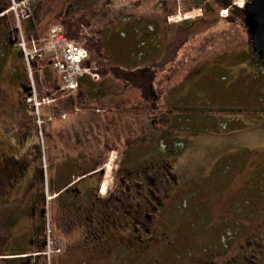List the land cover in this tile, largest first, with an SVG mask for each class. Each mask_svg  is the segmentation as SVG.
Instances as JSON below:
<instances>
[{
	"label": "rangeland",
	"instance_id": "1",
	"mask_svg": "<svg viewBox=\"0 0 264 264\" xmlns=\"http://www.w3.org/2000/svg\"><path fill=\"white\" fill-rule=\"evenodd\" d=\"M202 4V0H39L33 19L21 20L20 25L29 38L46 36L58 21H63L70 37L79 33L76 40L88 47L96 75L90 77L93 86H79L74 99L91 100L101 108L98 94L105 88L106 93L125 94L133 106L141 101L144 111L159 123L164 115L180 117L176 131L183 139L174 143V170L182 185L177 193V230L193 236L194 244L208 241L211 251L222 248L225 257L217 258L216 264H233L236 258L243 260L240 252L264 253V68L247 58L250 46L240 19L219 18L206 27L198 20L201 16L191 17L188 28L177 20L179 6ZM200 10L191 13L196 16ZM139 17L159 24L160 45L128 46V37L118 35ZM80 24L84 26L79 28ZM146 26L148 31L154 27ZM139 49L142 53L134 64L130 51ZM14 57L7 79L0 83V117L16 129L22 118L16 113V121L12 112L21 89L8 77L24 70V65ZM38 80L46 94L57 84L52 72ZM135 136L143 137L136 142L144 144L146 132ZM117 154L109 151L101 165L113 171ZM199 227H206V233L199 234Z\"/></svg>",
	"mask_w": 264,
	"mask_h": 264
},
{
	"label": "flooded vegetation",
	"instance_id": "2",
	"mask_svg": "<svg viewBox=\"0 0 264 264\" xmlns=\"http://www.w3.org/2000/svg\"><path fill=\"white\" fill-rule=\"evenodd\" d=\"M8 2L0 0V13ZM11 24L8 12L0 14V83L13 56L21 59ZM8 79L23 98L24 70ZM103 97L101 108L91 100L52 98L39 113L40 126L26 106L16 129L0 117V264H216L225 257L222 248L211 251L208 241L194 244L177 230L182 185L174 143L183 139L177 117L164 115L159 123L141 101L133 106L125 94ZM135 132H146L144 144ZM113 149L112 181L100 197L87 185L101 179V163ZM240 254L243 260L233 264H264L263 252Z\"/></svg>",
	"mask_w": 264,
	"mask_h": 264
},
{
	"label": "built area",
	"instance_id": "3",
	"mask_svg": "<svg viewBox=\"0 0 264 264\" xmlns=\"http://www.w3.org/2000/svg\"><path fill=\"white\" fill-rule=\"evenodd\" d=\"M32 1L11 0L10 6L16 20L17 45L23 52L29 73H31L32 63L47 60L59 74L63 87L74 89L77 86V78L84 72H89L85 66L89 59L88 53L84 47L66 36L61 24L52 26L47 35L42 38L27 39L21 31L19 21L29 16V5ZM243 1L237 0L236 3L242 5ZM28 47L32 49V52L26 50ZM27 100L32 102L35 110L38 111L42 101L37 98L32 81L31 94Z\"/></svg>",
	"mask_w": 264,
	"mask_h": 264
},
{
	"label": "trees",
	"instance_id": "4",
	"mask_svg": "<svg viewBox=\"0 0 264 264\" xmlns=\"http://www.w3.org/2000/svg\"><path fill=\"white\" fill-rule=\"evenodd\" d=\"M204 2V4H202V7H200V5H194V6H185V7H182V6H179V10L182 12V13H185V12H188V11H191L192 9L194 8H201L202 10V15L201 17L198 19L199 21H204L206 22V27L209 25H214L216 23V21L219 19L218 17V11L220 9H223V8H228V12H229V16L230 17H235V18H238L242 21L243 19V13L240 9L236 8V7H233L231 5L232 3V0H202ZM35 12V10H33ZM166 20V18L163 19V22ZM153 24V28L152 30H149L147 31V29H143V26L142 25H145L146 28H148L146 25L147 24ZM184 27H189V21L188 20H184L182 21L181 23ZM159 24L154 21H152V19L149 17V18H142L139 17L137 19H134L133 21H131V24H128V28L126 29L127 32H125V34L123 33V35L126 36L129 35V38L131 39V42L134 46H137L139 47L140 44L142 43L143 45L144 44H150L148 42L150 41H153L155 38H157L159 35L157 33V28L159 27L158 26ZM247 39H248V36H247ZM247 45H249L248 43V40L246 42ZM249 52H248V57L251 59L252 62H254L255 64H258L260 66H262L264 68V64L260 62L259 58L257 56H255L251 49H248ZM141 50L139 49V51L137 53L135 52H132L130 51V54L131 56H134L135 59L132 61L134 64L137 63V57L139 54H141ZM46 73H44L45 75ZM37 77V75H35ZM87 85H91V81L90 80H87L85 82ZM37 91L39 94H42V86L41 84L39 83V81L37 82ZM86 87V86H85ZM106 89H101V94L105 93ZM26 105V102H25V99L24 97L22 99H18L15 103V106H14V111L17 113V114H21L24 112V108H25Z\"/></svg>",
	"mask_w": 264,
	"mask_h": 264
},
{
	"label": "water",
	"instance_id": "5",
	"mask_svg": "<svg viewBox=\"0 0 264 264\" xmlns=\"http://www.w3.org/2000/svg\"><path fill=\"white\" fill-rule=\"evenodd\" d=\"M243 15L252 51L264 63V0H249Z\"/></svg>",
	"mask_w": 264,
	"mask_h": 264
},
{
	"label": "crops",
	"instance_id": "6",
	"mask_svg": "<svg viewBox=\"0 0 264 264\" xmlns=\"http://www.w3.org/2000/svg\"><path fill=\"white\" fill-rule=\"evenodd\" d=\"M98 183H99L98 180L90 181L87 186L93 189V187L98 186Z\"/></svg>",
	"mask_w": 264,
	"mask_h": 264
}]
</instances>
